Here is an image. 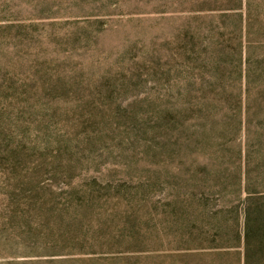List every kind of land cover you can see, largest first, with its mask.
<instances>
[{
    "label": "rangeland",
    "instance_id": "374dc122",
    "mask_svg": "<svg viewBox=\"0 0 264 264\" xmlns=\"http://www.w3.org/2000/svg\"><path fill=\"white\" fill-rule=\"evenodd\" d=\"M0 264H264V0H0Z\"/></svg>",
    "mask_w": 264,
    "mask_h": 264
}]
</instances>
